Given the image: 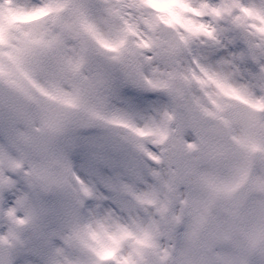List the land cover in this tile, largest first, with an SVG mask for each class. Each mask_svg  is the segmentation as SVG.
Wrapping results in <instances>:
<instances>
[{
	"label": "snow or ice",
	"instance_id": "snow-or-ice-1",
	"mask_svg": "<svg viewBox=\"0 0 264 264\" xmlns=\"http://www.w3.org/2000/svg\"><path fill=\"white\" fill-rule=\"evenodd\" d=\"M33 3L54 29L119 66L118 77L105 71L126 115H94L73 146L54 144L53 168L0 113V264H264V0ZM61 43L56 32L29 34L9 59L50 56ZM161 63L176 68L161 73ZM176 80L206 97L208 106L195 103L216 122L214 146L196 130L169 142L157 124L174 113L155 94L171 95ZM38 192L61 197L67 219L28 236L44 211L32 203Z\"/></svg>",
	"mask_w": 264,
	"mask_h": 264
},
{
	"label": "rangeland",
	"instance_id": "rangeland-1",
	"mask_svg": "<svg viewBox=\"0 0 264 264\" xmlns=\"http://www.w3.org/2000/svg\"><path fill=\"white\" fill-rule=\"evenodd\" d=\"M36 3L42 0H35ZM219 3L220 0H211ZM33 0H0V65L4 71L0 80L12 86L32 101L31 110L38 127H47L57 132V142L71 147L75 144L76 133L93 127L97 122L94 115L107 118L125 116L120 107L122 102L116 90L108 82L105 71L106 62L94 55L91 45L85 39L78 38L71 30L62 33L47 22V16L32 11ZM72 21H66L71 25ZM47 31L60 35L62 43L50 56L38 57L25 55L21 61L9 59V53L15 56V50L22 48L29 34ZM80 71H73L71 65L80 62ZM129 73H134V66L129 65ZM66 96L76 98L75 107L62 103ZM143 103V101H141ZM170 111V110H169ZM4 110L0 108V113ZM174 119L170 122L157 121L166 133L172 135L169 142L180 139L185 134L193 135V130L200 133L207 145H215L219 136L215 121L205 126L191 113L171 110ZM14 117V116H13ZM19 140L30 147V139L25 126L16 118ZM143 124V120H139ZM42 140L37 142L36 150L42 148ZM222 159H224L223 154ZM56 160L59 153L56 152ZM55 161V159H54ZM53 161V162H54ZM52 162L53 165L55 164ZM58 164L56 165V167Z\"/></svg>",
	"mask_w": 264,
	"mask_h": 264
},
{
	"label": "clouds",
	"instance_id": "clouds-1",
	"mask_svg": "<svg viewBox=\"0 0 264 264\" xmlns=\"http://www.w3.org/2000/svg\"><path fill=\"white\" fill-rule=\"evenodd\" d=\"M140 27L143 28L144 25L141 23ZM201 51L206 54L209 51H213L210 48L201 49ZM106 70L109 71L114 76L120 75L119 66H105ZM161 73H167L173 71L176 68L174 64H159ZM190 64L182 60L181 71L187 73ZM147 70V69H146ZM227 71V70H225ZM162 79H165L166 76L161 75ZM175 91L169 95L167 93L161 92L155 94L154 104L157 108L164 110H179L182 113H191L198 120L202 122L203 125L207 126L212 122L207 120L199 112V109L196 107V100H199L201 104L208 106V101L204 96L203 92L196 86L188 88L184 85L183 81L176 80L174 82ZM207 91L212 94L217 91L214 86H211ZM123 107V105H120ZM32 203L44 211L36 219L33 225H30L25 233L28 236L34 234H43L51 230L60 228L66 221L67 217L64 215L62 208V199L55 194H44L42 192L32 193Z\"/></svg>",
	"mask_w": 264,
	"mask_h": 264
},
{
	"label": "water",
	"instance_id": "water-1",
	"mask_svg": "<svg viewBox=\"0 0 264 264\" xmlns=\"http://www.w3.org/2000/svg\"><path fill=\"white\" fill-rule=\"evenodd\" d=\"M31 105L32 104L29 99L0 81L1 108L11 112L20 122H22L24 126H26L30 136V148L37 153L47 156L49 165L55 168L57 163L55 164L54 161V151L52 150V146L57 143V139L55 137L56 132L37 127L32 116ZM40 140L43 142L42 148L36 150L34 145H37V142ZM217 158L220 159V156L217 155ZM52 162L55 165H53Z\"/></svg>",
	"mask_w": 264,
	"mask_h": 264
}]
</instances>
